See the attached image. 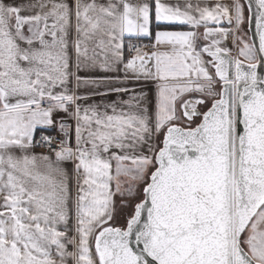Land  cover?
<instances>
[{
  "label": "snow or ice",
  "instance_id": "1",
  "mask_svg": "<svg viewBox=\"0 0 264 264\" xmlns=\"http://www.w3.org/2000/svg\"><path fill=\"white\" fill-rule=\"evenodd\" d=\"M0 264H264V0H0Z\"/></svg>",
  "mask_w": 264,
  "mask_h": 264
},
{
  "label": "crops",
  "instance_id": "2",
  "mask_svg": "<svg viewBox=\"0 0 264 264\" xmlns=\"http://www.w3.org/2000/svg\"><path fill=\"white\" fill-rule=\"evenodd\" d=\"M170 2H175V0H170ZM168 30H188L186 27H172ZM142 43H148L147 41H143ZM81 75H85V73H81ZM110 75H118L120 77H123L124 72L122 70V66H121V70L118 73H110ZM129 88H133L135 87L137 92H139L141 90V88H143V91L148 93L149 99H154V85L152 84V82H145V81H130L127 85ZM81 93L86 92L87 89L86 88H81L79 90ZM117 99H128V96L126 95H118L117 93H111L109 96H107L106 98H102L100 96H95L92 98V100L89 101V103H111L112 101H115ZM54 134V133H52ZM35 152L37 154L41 153V150L35 149ZM65 167L69 170L72 169L73 164L71 162H67L65 164ZM72 190H73V196H75V184L73 182L72 185ZM126 214V209L124 210V212H122L119 216H118V223L121 222L124 218V215Z\"/></svg>",
  "mask_w": 264,
  "mask_h": 264
},
{
  "label": "water",
  "instance_id": "3",
  "mask_svg": "<svg viewBox=\"0 0 264 264\" xmlns=\"http://www.w3.org/2000/svg\"><path fill=\"white\" fill-rule=\"evenodd\" d=\"M255 7H253V12H255ZM248 32H249V35L251 36L252 35V33L254 32V25L252 26V28L249 30L248 29Z\"/></svg>",
  "mask_w": 264,
  "mask_h": 264
},
{
  "label": "built area",
  "instance_id": "4",
  "mask_svg": "<svg viewBox=\"0 0 264 264\" xmlns=\"http://www.w3.org/2000/svg\"><path fill=\"white\" fill-rule=\"evenodd\" d=\"M134 42H137V41H134ZM137 43H142V42H137ZM53 135H55V133ZM36 149L43 151V149L41 148H36Z\"/></svg>",
  "mask_w": 264,
  "mask_h": 264
},
{
  "label": "rangeland",
  "instance_id": "5",
  "mask_svg": "<svg viewBox=\"0 0 264 264\" xmlns=\"http://www.w3.org/2000/svg\"><path fill=\"white\" fill-rule=\"evenodd\" d=\"M246 30H248V29H247V26H246ZM126 212H127V210H126ZM125 215H126V214H125Z\"/></svg>",
  "mask_w": 264,
  "mask_h": 264
}]
</instances>
